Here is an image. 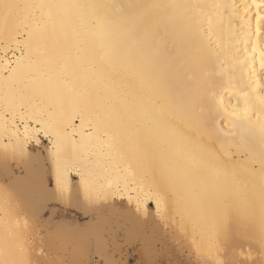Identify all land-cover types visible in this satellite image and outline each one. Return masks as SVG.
<instances>
[{"label": "bare ground", "instance_id": "bare-ground-1", "mask_svg": "<svg viewBox=\"0 0 264 264\" xmlns=\"http://www.w3.org/2000/svg\"><path fill=\"white\" fill-rule=\"evenodd\" d=\"M4 2L34 7L7 22L0 9V247L42 245L46 264L108 263L122 246L141 262L261 259L264 76L258 58L244 66V5L261 0ZM153 3L188 7H117ZM182 244L194 260L175 257Z\"/></svg>", "mask_w": 264, "mask_h": 264}, {"label": "snow or ice", "instance_id": "snow-or-ice-1", "mask_svg": "<svg viewBox=\"0 0 264 264\" xmlns=\"http://www.w3.org/2000/svg\"><path fill=\"white\" fill-rule=\"evenodd\" d=\"M255 7L257 9L256 12V26L254 30L249 31L248 36L251 43V66L246 62L245 67L249 69L250 73L256 72V63L257 58L259 59V75L264 76V0H261L260 3L254 4H246L244 5L245 11L248 9ZM29 7H34L33 5L28 4H20V3H5L4 0H0V9H4V15L2 18L5 22L10 17L11 10L13 9H27ZM94 7H109L108 5H98ZM117 7L124 9H139L143 12H147L152 9H169V8H179V7H188L186 5H177V4H129V5H118ZM245 23L248 22V17L244 18ZM260 148L262 156H264V126L261 127L260 130ZM262 165V173H264V158H261L259 161ZM59 185V180H58ZM56 193H54L55 195ZM63 190H60L59 195L63 196ZM168 193L161 191L156 194V208L158 214L161 213V205L167 204ZM137 211H140L139 205L137 207ZM215 212L220 218L222 222H231L233 218V205L231 203V196L226 195L219 204L215 208ZM249 218L254 215V211L250 212ZM163 219V215H161ZM239 220V217H238ZM260 248H261V259L255 260L252 259L250 261L251 254L248 253L245 255L241 253V258H229L228 251L225 250L223 253L220 252V249L217 248L215 253H210L211 260H205V264H264V175L261 178V187H260ZM18 239V238H16ZM37 248L40 250L37 251ZM199 250V249H197ZM19 251L22 253L21 256L17 257L13 254L11 248L8 246V237H5L4 247H0V264H46L45 261L41 259V257L45 254L42 245H37L35 247H19ZM221 255L224 256L221 259ZM35 256L36 259L32 257ZM54 264V262H53ZM141 264H158V262H154L152 260L142 261Z\"/></svg>", "mask_w": 264, "mask_h": 264}, {"label": "rangeland", "instance_id": "rangeland-1", "mask_svg": "<svg viewBox=\"0 0 264 264\" xmlns=\"http://www.w3.org/2000/svg\"><path fill=\"white\" fill-rule=\"evenodd\" d=\"M40 142L38 145H35L37 148L39 149H43L44 147L47 146L48 141L44 138L40 137ZM41 144V145H40ZM75 179V178H74ZM124 202V200H121ZM150 207L152 208V205H150ZM75 213L70 214L74 215ZM78 215V216H77ZM75 216V218H77V220L79 221V223H83L84 221H86V218H83L80 214H77ZM81 217V218H80ZM169 245H171L172 241L168 240ZM174 244H177V242H175ZM158 246V245H157ZM175 249V257L181 261L185 260L186 258L189 259V261L194 260V255L192 253L191 250L188 249V247H186L185 245H181L176 247L172 246V249ZM136 248L137 246H133V247H121L120 249V255L116 253L114 260L108 262L109 264H141V260L138 257V254L136 253ZM99 260V261H98ZM157 260V261H156ZM156 260H154V262H158V264H166V258H157ZM197 261V260H196ZM91 264H108L106 262H104V260H102L101 258H98L96 255H93L91 258Z\"/></svg>", "mask_w": 264, "mask_h": 264}]
</instances>
